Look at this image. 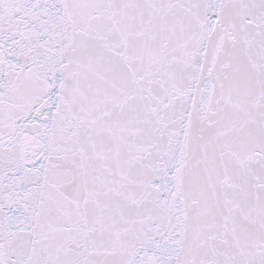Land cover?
Instances as JSON below:
<instances>
[{"label":"snow or ice","instance_id":"snow-or-ice-1","mask_svg":"<svg viewBox=\"0 0 264 264\" xmlns=\"http://www.w3.org/2000/svg\"><path fill=\"white\" fill-rule=\"evenodd\" d=\"M0 264H264V0H0Z\"/></svg>","mask_w":264,"mask_h":264}]
</instances>
